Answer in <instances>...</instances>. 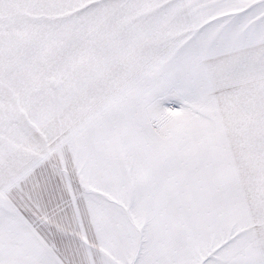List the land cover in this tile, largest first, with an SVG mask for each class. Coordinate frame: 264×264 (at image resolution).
I'll return each mask as SVG.
<instances>
[{
  "label": "snow or ice",
  "instance_id": "snow-or-ice-1",
  "mask_svg": "<svg viewBox=\"0 0 264 264\" xmlns=\"http://www.w3.org/2000/svg\"><path fill=\"white\" fill-rule=\"evenodd\" d=\"M0 264H264V0H0Z\"/></svg>",
  "mask_w": 264,
  "mask_h": 264
}]
</instances>
